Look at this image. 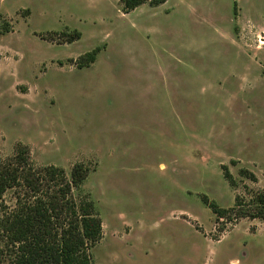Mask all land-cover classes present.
I'll return each instance as SVG.
<instances>
[{"label": "rangeland", "instance_id": "1", "mask_svg": "<svg viewBox=\"0 0 264 264\" xmlns=\"http://www.w3.org/2000/svg\"><path fill=\"white\" fill-rule=\"evenodd\" d=\"M21 148L33 169L80 167L91 264H264L246 216L264 191V0H0V164ZM30 196L7 190L0 223ZM11 250L0 230L2 264Z\"/></svg>", "mask_w": 264, "mask_h": 264}, {"label": "trees", "instance_id": "2", "mask_svg": "<svg viewBox=\"0 0 264 264\" xmlns=\"http://www.w3.org/2000/svg\"><path fill=\"white\" fill-rule=\"evenodd\" d=\"M121 1L131 10L146 1L159 4L163 0ZM25 152L21 148L0 164V198L16 187L31 195L23 203L19 199L17 208L0 223L12 248L9 264H91L88 251L101 237V221L87 206L79 207L68 197L81 182L80 167H74L68 180L57 168L33 169ZM45 184L50 186L43 191ZM208 207L219 219L230 212L213 203ZM244 207V200L237 198L231 210L241 212ZM247 207V217L264 220V191L255 193Z\"/></svg>", "mask_w": 264, "mask_h": 264}]
</instances>
